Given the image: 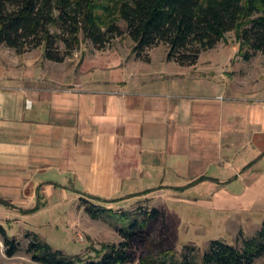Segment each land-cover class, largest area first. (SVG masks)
<instances>
[{"label":"crops","instance_id":"obj_1","mask_svg":"<svg viewBox=\"0 0 264 264\" xmlns=\"http://www.w3.org/2000/svg\"><path fill=\"white\" fill-rule=\"evenodd\" d=\"M121 40L62 63L0 46V223L181 186L214 215L264 221V53L234 44L221 67L204 61L217 46L182 66L166 49L159 68L161 46L146 62Z\"/></svg>","mask_w":264,"mask_h":264},{"label":"trees","instance_id":"obj_2","mask_svg":"<svg viewBox=\"0 0 264 264\" xmlns=\"http://www.w3.org/2000/svg\"><path fill=\"white\" fill-rule=\"evenodd\" d=\"M232 32L236 33L238 55L244 60L264 53V0H0V46L20 54L44 47L46 59L56 63L65 62L80 48L83 34L98 50L130 36L135 43L133 52L144 61L150 60L152 49L165 45L169 60L196 66L203 52L216 48ZM87 198L81 201L89 204L86 210L92 218H121L117 226L122 224V241L104 243L95 249V255L82 257L57 250L30 232L26 252L35 262L130 264L139 249L141 264H255L264 257V224L256 236L245 238L242 247L217 240L203 253L187 246L178 256L175 249L152 237V226L163 217L158 208L113 214L112 209L95 202L120 199ZM0 235L6 255L15 257L21 251L17 238L2 223Z\"/></svg>","mask_w":264,"mask_h":264},{"label":"rangeland","instance_id":"obj_3","mask_svg":"<svg viewBox=\"0 0 264 264\" xmlns=\"http://www.w3.org/2000/svg\"><path fill=\"white\" fill-rule=\"evenodd\" d=\"M119 24L124 31H127L124 21ZM81 39L84 41L83 34ZM121 39L118 47L122 51L124 50L128 53L130 47H133L134 51L135 43L130 36L126 35ZM234 44H237L236 33L232 32L227 35L226 40L218 45V49L221 51L207 52L204 55V61H210L212 62L210 64H218L221 67L226 64L225 66L229 67L233 64L236 56V53L232 50V47L236 46ZM166 49L169 51L167 46L161 45V48L155 52V67L160 68L162 66L161 58ZM259 64L261 65L262 63L259 62ZM247 79L249 80L250 78L248 77ZM184 188L186 186L176 187V190H169V188L167 190L165 188L166 190L164 191L158 193L149 192L129 201L115 203L97 201L95 203L102 208L112 209L113 214H129L139 208H158L163 213V217L152 226V237L157 241L165 242L169 247L175 249L178 256L185 251L187 246H194L200 253H203L209 249L213 241L217 240L242 247L245 238H252L262 230L264 221L251 224L249 221L241 222V217L236 215L226 217L214 215L206 208L210 204L205 207V200H195L194 194L190 196L189 192L184 193L187 190ZM91 203H94V201ZM88 206L87 202L80 201V209L68 208L61 212L53 211L38 215L27 221L29 226L4 223L8 234L17 238L21 244V251L16 257L9 258L1 250V242L3 243L4 240L0 235V264H41L35 262L26 252L29 245L27 234L30 232L38 234L57 250H62L69 255L82 257L95 255V249H101L104 243L121 242L122 237L119 228L122 224L120 223L117 226V223L121 222V218L116 215L111 216L109 219L106 217L94 219L86 210ZM243 218H246V216L244 215ZM141 254L142 250H137L136 258L130 264H141ZM255 264H264V257L256 260Z\"/></svg>","mask_w":264,"mask_h":264}]
</instances>
